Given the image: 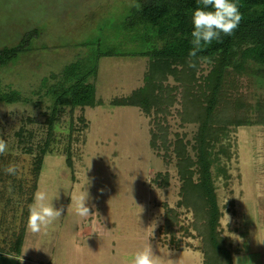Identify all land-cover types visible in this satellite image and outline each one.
Returning a JSON list of instances; mask_svg holds the SVG:
<instances>
[{"label":"rangeland","instance_id":"374dc122","mask_svg":"<svg viewBox=\"0 0 264 264\" xmlns=\"http://www.w3.org/2000/svg\"><path fill=\"white\" fill-rule=\"evenodd\" d=\"M131 2L0 0V50L24 44L23 51L0 65V139L7 143V150L0 154V220L6 226V237L16 221L14 215L23 208L22 201L16 199L7 204L6 196L18 198L26 181L30 190L31 156L23 152L22 146L30 142L34 146L44 138L43 111L48 102L38 92L41 80L75 60L88 66L95 62V97L103 102L94 108L75 109L71 114L66 111L54 129L51 153L43 158L33 197L38 190L46 191L50 200L55 198L53 206L63 208V212L60 219L39 233L26 228L23 264H128L147 242L156 255L166 257L169 251L168 259L176 264L202 262L199 238L192 226L194 217L190 210L177 205L180 182L174 160L164 159L149 146L152 116L146 117L133 107L108 104L112 98L126 96L142 85L147 59L95 58L98 52L122 54L146 46L135 32L121 27ZM210 69L211 64L199 62L193 85L203 87V78ZM256 69L251 64L240 73L228 68L221 82V101H240V113L250 121L257 120L259 114L251 108L264 105V87L256 82ZM179 77H168L164 85L179 86ZM11 92L27 101H15ZM201 93L206 92L199 91L197 97ZM174 95L175 102L168 107L163 123L168 139L177 135L190 140L197 126L181 121L178 89ZM79 115L86 128L72 133L71 139L77 137L78 141H70L68 168L64 150L69 123L73 120L77 126ZM20 128L33 135L22 145L15 137ZM227 140L231 143L230 158L220 155L218 160L228 178L214 175L213 183L220 213L217 232L230 245L232 264L234 257L240 258V264H264V125L229 127L227 139L221 143ZM9 164L17 166L15 176L5 173ZM157 173L166 175L167 186L153 182ZM84 192L88 194V217L77 215L71 204L72 197ZM167 208L176 212L172 233L164 228Z\"/></svg>","mask_w":264,"mask_h":264},{"label":"trees","instance_id":"16d2710c","mask_svg":"<svg viewBox=\"0 0 264 264\" xmlns=\"http://www.w3.org/2000/svg\"><path fill=\"white\" fill-rule=\"evenodd\" d=\"M235 2L243 19L234 33L230 36L222 34L219 41H213L198 53V57L192 58L189 56L193 30L191 15L199 6L198 0H132L121 27L124 31L135 32L138 39L142 38L143 42L147 43L146 46L136 52L121 54L104 51L98 52L95 56V58L138 56L147 59L142 85L126 96L112 98L108 104L111 107H133L146 117L152 116L153 127L149 132V146L158 155H163L164 159L174 160L176 175L180 182L177 205L190 210L194 217L192 226L199 238L202 264H232L233 253L230 245H227L226 240L217 232L220 213L215 197L214 175L228 178L218 156L221 155L228 160L231 149L230 139L226 144H222L221 141L227 139L229 127L264 125V105L260 107L255 104L251 108V110L255 108V112L259 111V114L258 121H250L249 117L240 113V101H221L223 93L221 82L227 75L228 68L240 73L245 68L247 70L250 64L255 66L256 82L264 87V0ZM23 48L24 44H21L0 50V65L14 58L23 51ZM201 57L206 59L202 60ZM193 60L196 67L199 62L211 64L210 71L203 78V87L193 85L196 67H189ZM95 72V62L88 66L81 60H75L58 73H51L48 79L41 80L38 92H41L48 102L43 111L44 138L34 146L31 142L22 146L23 152L31 156L30 190L26 187L28 184L26 181L27 184L20 187L18 198L15 195L6 196L7 204L16 199L20 203L22 201L23 208L19 214L14 215L16 221L7 237L3 233V230H6L4 221L0 220L1 253L8 255L19 253L42 161L45 155L51 153L54 129L61 117L66 111L71 114L75 109L82 111L86 107L103 105V102L95 97L93 80ZM178 75L179 86L167 88L164 85L168 77L176 78ZM177 89L182 98V111L178 114L181 121L195 123L197 126L191 139L186 141L184 136L177 135L173 140L168 139V129L163 124L168 107L175 102L174 92ZM199 91L206 93H201L202 95L197 97ZM11 94L15 96L14 100L17 102L27 101L18 94L12 92ZM262 94L264 95V88ZM187 114L188 117L184 119ZM30 121L29 118L26 119V122ZM72 121L69 123L68 141L64 150L65 165L68 168H71L70 141H78L77 137L71 139L72 133L86 128L82 115L77 117V126L73 125ZM32 136L31 132L22 128L15 133L19 145L30 141ZM153 182L160 187L167 186L166 175L164 177L157 173ZM26 193L27 196L22 200ZM2 196L0 192V200H3ZM175 215L174 209L167 208L164 211V228L169 233H172L170 227ZM228 241L231 242L232 238L230 237Z\"/></svg>","mask_w":264,"mask_h":264},{"label":"clouds","instance_id":"9594fccd","mask_svg":"<svg viewBox=\"0 0 264 264\" xmlns=\"http://www.w3.org/2000/svg\"><path fill=\"white\" fill-rule=\"evenodd\" d=\"M198 4L199 6L193 10L191 15L193 30L191 32L192 48L189 56L192 58L198 57V53L213 41H219L222 34L225 36L232 35L243 19L235 0H198ZM136 7H139V5H136ZM200 59L204 60L206 58L201 57ZM189 67H196L195 60L189 64ZM6 150L7 143L0 139V154L5 153ZM4 171L8 175L15 176L18 169L15 164H9ZM9 191H11L10 187ZM54 199L50 200L47 192L43 190H38L34 194L33 202L29 205L27 221V227L33 233H39L42 229H46L54 221L60 219L63 208H55L52 204ZM87 200V192L77 194L71 198L74 211L80 217L90 216V210L86 206ZM225 216L228 223L229 218L227 215ZM170 255L169 251L166 257L154 254L151 245L147 242L142 249L137 250L132 255L128 264H176V261L168 259ZM234 264H240V258L234 257ZM245 264H250V261H245Z\"/></svg>","mask_w":264,"mask_h":264},{"label":"crops","instance_id":"0c3cea01","mask_svg":"<svg viewBox=\"0 0 264 264\" xmlns=\"http://www.w3.org/2000/svg\"><path fill=\"white\" fill-rule=\"evenodd\" d=\"M27 228V227H26ZM25 238L22 241V245L20 247L19 253L17 255H8V254H3L0 252V264H23V256H22V252L23 250V246H24V241ZM242 255V254H240Z\"/></svg>","mask_w":264,"mask_h":264}]
</instances>
